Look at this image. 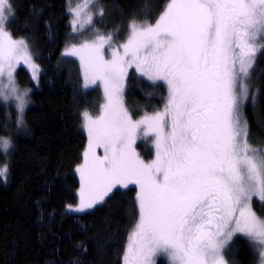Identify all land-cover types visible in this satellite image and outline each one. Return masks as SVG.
<instances>
[{"label": "snow or ice", "instance_id": "snow-or-ice-1", "mask_svg": "<svg viewBox=\"0 0 264 264\" xmlns=\"http://www.w3.org/2000/svg\"><path fill=\"white\" fill-rule=\"evenodd\" d=\"M94 3L69 7L74 31L92 24ZM11 13L8 0H0V78L7 80L0 99L14 98L22 113L28 91L18 88L15 69L23 63L38 80V66L26 40L5 30ZM258 37L264 38V0H169L155 24L133 22L122 45L113 47L111 35L97 32L66 49L79 58L85 86L102 85L105 101L98 117L83 113L88 146L77 169L79 210L117 186H138L139 214L124 264H157L161 256L168 264H226L222 250L237 233L258 246L264 264V219L251 206L253 197L264 201V148L248 143L240 118L248 99L244 81L264 48ZM133 65L168 89L163 110L140 120H133L122 99ZM141 132L154 133L149 162L134 147ZM11 147L0 137L5 154ZM8 171L7 164L0 168L5 182Z\"/></svg>", "mask_w": 264, "mask_h": 264}, {"label": "trees", "instance_id": "trees-1", "mask_svg": "<svg viewBox=\"0 0 264 264\" xmlns=\"http://www.w3.org/2000/svg\"><path fill=\"white\" fill-rule=\"evenodd\" d=\"M169 0H101L106 29L153 24ZM6 29L31 46L39 67L34 86L18 68L19 86L31 88L20 133L5 127L0 103V137L10 135L8 177L0 184V264H122L128 237L138 219L135 189H115L92 210L66 212L77 202L75 168L86 147L82 115L101 111L99 88H85L77 63L62 57L71 39L68 0H8ZM250 96L243 110L252 147L264 148V48L256 54ZM129 73L124 102L132 117L163 110L164 84ZM248 80V79H247ZM146 151V158H150ZM264 217V201H252ZM229 264H257L255 246L236 237L225 252ZM157 264H166L162 259Z\"/></svg>", "mask_w": 264, "mask_h": 264}, {"label": "rangeland", "instance_id": "rangeland-1", "mask_svg": "<svg viewBox=\"0 0 264 264\" xmlns=\"http://www.w3.org/2000/svg\"><path fill=\"white\" fill-rule=\"evenodd\" d=\"M81 0H68V10H69V7H75L78 3H80ZM100 9H103V14H104V6L103 4L101 3V0H95V3L93 5V7L90 9V11L92 12L93 14V22L91 25H86L85 28L83 30H78V31H74L73 30V26H72V20H73V16L72 14L70 13L69 11V14H70V19H69V24H70V35H71V39L74 40L75 42L73 43H69V45L66 46V48L63 50L62 52V57H66V58H70V59H73L78 67H79V70H80V73H81V77H82V82H83V86L85 88H92V87H97L100 89L102 95H103V104H104V94H103V87L102 85L97 82L96 84H89L87 87L85 86V81H84V74H83V71H82V68H81V64H80V60L78 57L76 56H71V55H66L65 52H66V49L72 45V44H76V45H79L81 42H83L85 39H91V38H94L95 34L98 32L99 34H103L105 36L107 35H111L112 36V46L113 47H116L118 45H122L123 43L126 42V39L129 35V31H130V25L128 26L127 30H122V29H106L105 28V21L103 20V15L101 16L99 14V11ZM7 15V13H6ZM159 18V17H158ZM7 21V20H6ZM156 22V21H155ZM155 22L153 24H155ZM4 27H5V30L7 31L6 29V22L4 24ZM8 32V31H7ZM257 43L258 44H264V38H260L258 37L257 39ZM28 44V47H29V51L31 53V56H32V59L34 61V63L36 64L35 60H34V57H33V52L31 50V46L30 44L27 42ZM260 51V50H259ZM258 51V52H259ZM257 52V53H258ZM109 54H110V49H108V47L106 46L105 48V55H106V58L109 57ZM37 65V64H36ZM38 66V65H37ZM18 68H23L27 74L29 75L32 83L34 86H37L38 85V81H39V74H40V70H39V67H38V80H34L32 78V71L29 67H27L26 65H24L23 63H21L16 69H15V81H16V84L18 86V88L23 91V90H27L28 91V97H27V104L23 110V112H19L17 107H16V102L14 100V98L10 97L9 100L7 102H4L2 99H0V103L2 105H4L5 109H6V122H5V127L7 129H12L13 132H16V133H20L23 131L24 129V116H25V112L27 110V108L29 107L30 105V98H29V95H30V92H31V88H23L21 86H19L18 82H17V79H16V72L18 70ZM253 69V66L252 68L250 69V72H249V77L244 81V83H246L247 87H248V97L250 96V88H251V84H250V79H251V76H252V70ZM134 72L136 74L137 77H140V78H144L146 80L147 77H144L142 76L139 72L136 71V68L135 66L133 65L132 67L128 68L127 69V75L124 79V86H125V83H126V79L129 75L130 72ZM134 74V75H135ZM150 81V80H148ZM150 82H153V83H156L158 81H150ZM2 83H7V80L6 78H0V84ZM166 89H167V84L165 83L164 84ZM124 86H123V94H122V99H123V103H124V106L127 108V110L129 111V113L131 114L129 108L126 106L125 102H124ZM167 95H168V89H167ZM167 100V99H166ZM247 103V100H244L242 102V105H241V110H240V118H241V123H245L244 121V117H243V110L245 109V104ZM150 114H153V113H150ZM100 115V113H99ZM99 115L93 117V118H96L98 117ZM145 114H141L140 116L138 117H132L133 120H140ZM82 127H83V130L86 134V139H87V142H86V147L82 153V159H81V162L80 164L75 168L74 172H75V175L78 179V182H79V188L77 189L76 191V198H77V202L76 204L74 205H70L66 208V212L69 213V214H73V215H79V214H83L85 212H88L90 210H92L95 206H97L100 202L94 204L92 207L90 208H84L83 210H79L80 209V204H81V196H80V189H81V177H80V173L77 171V169L83 164L84 162V152L86 151L87 149V146H88V134H87V131L84 127V118H83V115H82ZM18 120H22V123H17ZM2 137H6L8 139L11 140V136L10 135H6V136H2ZM153 139H154V133L152 132H148L147 135H145L143 132H141L137 138V141H136V144L134 145V147L136 148V151L140 154L141 158L144 159L146 162H149L151 161L152 159L155 158V148H154V143H153ZM12 142V141H11ZM249 143V142H248ZM250 144V143H249ZM12 148V147H11ZM11 148L7 151V153L5 154L3 152L2 149H0V168H2L5 164H7L8 168H9V161H10V150ZM256 148V147H255ZM260 149V148H258ZM150 151V158L147 159L146 158V151ZM96 153L97 155H103V149L102 148H99V149H96ZM7 177H8V174H7ZM7 180V178H6ZM5 183V180L4 179H0V184H3ZM136 187L137 188V192H138V186L134 185V184H130L127 188L129 187ZM126 188V189H127ZM115 189H125L124 187H121V186H117L116 188H114L111 192H113ZM110 192V193H111ZM109 193V194H110ZM108 194V195H109ZM107 195V196H108ZM106 197V196H105ZM104 197V198H105ZM258 201L260 203H262L263 201L259 200L258 197H253V200L252 201ZM252 206V205H251ZM259 217V216H258ZM261 219H264V217H260ZM236 237H242L246 240H248L249 242H251L252 244H254L251 240H249V238H247L246 236H244L243 234L241 233H237L235 234L225 245V247L223 248L222 250V255H223V258L226 262V264H229L225 258V252L226 250L229 248V246L232 244L233 240L236 238ZM128 243H129V239H128ZM128 243H127V246H128ZM127 249V247H126ZM125 249V251H126ZM255 253L257 254V264H261V257L259 255V248L258 246H255ZM124 257V256H123ZM159 259H162L163 261L166 262V264H168V261H167V257H157V260ZM122 264H124V259H123V262Z\"/></svg>", "mask_w": 264, "mask_h": 264}, {"label": "flooded vegetation", "instance_id": "flooded-vegetation-1", "mask_svg": "<svg viewBox=\"0 0 264 264\" xmlns=\"http://www.w3.org/2000/svg\"><path fill=\"white\" fill-rule=\"evenodd\" d=\"M158 82H159V83H162V84H165V82H164V81H158ZM131 187L135 189L136 196H137V188H136V187H133V186H131Z\"/></svg>", "mask_w": 264, "mask_h": 264}]
</instances>
